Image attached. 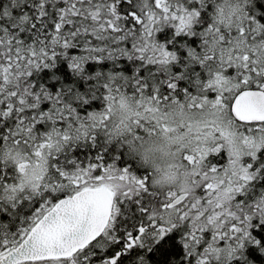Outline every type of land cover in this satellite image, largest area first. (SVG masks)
<instances>
[{
  "label": "snow or ice",
  "instance_id": "obj_1",
  "mask_svg": "<svg viewBox=\"0 0 264 264\" xmlns=\"http://www.w3.org/2000/svg\"><path fill=\"white\" fill-rule=\"evenodd\" d=\"M0 264H264V0H0Z\"/></svg>",
  "mask_w": 264,
  "mask_h": 264
}]
</instances>
